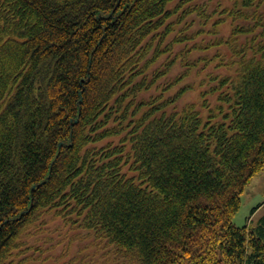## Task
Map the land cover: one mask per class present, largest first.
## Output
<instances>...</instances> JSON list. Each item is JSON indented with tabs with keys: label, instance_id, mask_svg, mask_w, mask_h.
<instances>
[{
	"label": "trees",
	"instance_id": "16d2710c",
	"mask_svg": "<svg viewBox=\"0 0 264 264\" xmlns=\"http://www.w3.org/2000/svg\"><path fill=\"white\" fill-rule=\"evenodd\" d=\"M212 1L0 0V264L57 230L67 264H264V217L233 222L264 168V0Z\"/></svg>",
	"mask_w": 264,
	"mask_h": 264
},
{
	"label": "rangeland",
	"instance_id": "374dc122",
	"mask_svg": "<svg viewBox=\"0 0 264 264\" xmlns=\"http://www.w3.org/2000/svg\"><path fill=\"white\" fill-rule=\"evenodd\" d=\"M231 1L232 0H213L211 4L216 6V4L220 2L224 5H230ZM179 30L180 28H177L176 34L180 32ZM204 39H205L204 41H206L205 43H207L208 41H211L213 37L204 36ZM202 40L203 37L197 39L196 42L201 43ZM198 79L199 77L196 75L193 76V80H188V81L197 82ZM198 94H199V90L196 88L195 91L189 92L182 99L181 104L184 105L196 101L197 99H199ZM258 206L259 208L252 215V211ZM263 217H264V168L258 174H256L245 187L244 192L241 196L240 209L234 216L233 222L238 227L245 226L249 222H252L250 224L256 225L257 222ZM54 229H56V227H54ZM37 234L39 233H37L36 231H33L32 234L31 232H27L24 241H22L24 246L26 245V242H28L29 247L37 246L39 248L38 250L32 249L27 254L29 256H32L35 259V261H37L36 263L48 264V263H54L53 262L54 260L55 261L59 260L58 262H56L57 264H67L71 261L72 256L77 252L76 244L73 245V247L75 248H72L70 252L69 251L66 252L65 244L67 243V240H64L60 244H58V242L62 240L61 239L62 236L58 237L61 234V232L58 230L55 233L50 232L45 234L40 233V235ZM83 242L85 243V245L89 243V241H83ZM81 246L82 243L80 244V247ZM94 251H95L94 249L85 251V259L84 256H79L78 259L79 262L74 264H85V263L98 264V261L93 262L90 257L92 255H95ZM102 254L103 253H98L96 256H102ZM106 259L107 258H103L102 262L106 261ZM107 264H114V262L112 260H109Z\"/></svg>",
	"mask_w": 264,
	"mask_h": 264
}]
</instances>
